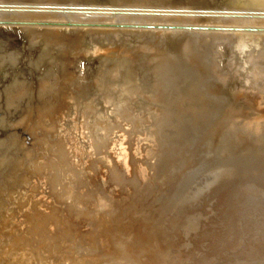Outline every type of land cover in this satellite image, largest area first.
<instances>
[{
	"label": "rangeland",
	"instance_id": "374dc122",
	"mask_svg": "<svg viewBox=\"0 0 264 264\" xmlns=\"http://www.w3.org/2000/svg\"><path fill=\"white\" fill-rule=\"evenodd\" d=\"M235 2L0 0V264H264V117L239 104L220 112L240 102L225 92L236 80L220 84L211 69L222 93H204L189 55L170 44L172 33L196 36L207 50L195 59L223 72L228 56L219 65L218 51H236L243 56L236 70L263 91L264 11L252 10L264 5L243 11ZM140 106L147 118L137 139L148 143V156L156 153L150 182L143 166L136 186L102 182L106 169L89 160V149L109 144L101 165L126 159L129 144L113 146L111 125L131 127ZM34 150L31 166L23 159ZM63 177L81 189L98 179L102 187L83 206L76 200L75 209L92 214L84 221L53 204L69 242L52 239L42 224L50 182Z\"/></svg>",
	"mask_w": 264,
	"mask_h": 264
},
{
	"label": "water",
	"instance_id": "95a60500",
	"mask_svg": "<svg viewBox=\"0 0 264 264\" xmlns=\"http://www.w3.org/2000/svg\"><path fill=\"white\" fill-rule=\"evenodd\" d=\"M218 55H219V59L217 60V63L219 65H221L222 63L226 61L227 56H228V60L226 61V67H223L224 72L219 71V68L216 67L218 65L215 64L216 68H214L215 70L214 69L213 70L215 72L216 77L218 76L216 80L219 81V83L221 84V83H224L222 80L225 77H233V79L236 80V83L234 85L233 84L229 85L228 83L227 84L229 87H231V89L235 93H238L237 95L241 99L240 102L246 106H249L255 109L258 108L260 110H264V90L263 91L260 90V88H258L257 85L254 86L250 82H248L247 84L246 79H245L246 76L244 75L245 76L244 77L243 75H241L240 72L236 70L235 68L236 62L239 64V61L241 60V63H242V60H243L242 55L237 54L236 51L232 53V51L230 52L228 50L227 51L221 50V52L218 51ZM225 92H228V89ZM185 94L186 93H184L183 96L189 97V93L187 95ZM231 96H233V94ZM138 111L139 113H137L135 117L131 119V122H130L131 127L126 126L124 128L123 126H121V124L117 122L112 123L111 125L112 126V136L111 137H115V139H113L111 142L113 143V146L117 148L119 147V144L121 145V143L124 146L129 144V154L127 155L126 159L121 160L120 164L116 165L114 163H111L110 161H107V164L105 163L101 165V163L103 162V157H105L107 154L106 151L112 152V150L110 149L105 151V148H108L109 144H107L104 147L100 145L99 146L100 148L95 149V150L93 148H90V149H93L94 153H98L95 155H100L99 158H95L92 151L88 148L91 154L93 155L92 157L89 158V160H93V162H96V161L100 162V164L96 162V164H98L97 168L104 167L106 169V173L108 177L106 176L105 179L102 180V182L109 181V183L111 184H117V185L127 184L130 186L131 185L136 186L135 184H138L140 183V181H142L138 174L139 169H142L140 166H143L145 168L143 169L144 176H146L145 181H147V183L150 182V179H151L150 178L151 177L150 166H153L154 164V156L156 155V153L148 156L147 155V152H148L147 144L148 143L141 138L139 140L137 139L138 135L136 134V130H139L144 127L145 120L147 118L146 116L147 111L142 109L141 106L139 107ZM141 113H142V116H140ZM46 129H48L47 131L49 132L48 135L50 134L49 135L50 138L48 139V141H50V139H53L51 132L54 128L49 129V126H47L46 128L43 127V131H46ZM38 154L39 153L36 150H34V152L32 151L29 155L24 157L23 160L26 161L28 165L32 166L33 161L34 159H37ZM138 156H140V159H143L142 163L140 161H137L138 159H136V157ZM83 165H86V163H84ZM156 169H159V168L156 167ZM78 172H79L78 175H80V178L84 179L83 177L86 173L80 170H78ZM78 181H76V179L71 178L70 180V179L63 177L60 180H58V183L50 182V184H52L50 186L53 187V190L50 193L48 192L49 193L48 197L50 199L49 198L47 199L50 202L46 203V206H48V208L41 209L42 216H43L42 224L44 225V228H45L43 232L46 233L48 236H50L52 239L54 236L57 235V237L61 239L60 242L62 241L69 242L70 236L72 233H69V232L67 233L66 229L63 232H60L61 225L65 224L66 220H64L65 218H62L61 221L59 220L56 222L57 217L59 215L57 214V210L55 209L53 204L59 205L60 208H62V212L64 213V215H66V217L70 216L71 219H74V220H78V219L81 220L82 218L84 221L87 218L91 217L92 214H89L86 207H83L80 210L75 209L74 204L76 203V200L78 203L81 204L82 200H85L87 196L92 195L93 192L101 194L102 187L100 186L99 179L95 183H91V184L88 182H85V185H83V186H86L85 189H81L82 186L79 183L80 181L79 182ZM90 187L94 188V191L91 190ZM81 206L83 205L81 204ZM93 211L94 210H91V213H94ZM71 219L70 221H72ZM35 226H37V223L33 225H25L23 229H20L14 234V236L12 237V239H14L13 242L18 239L29 237L33 229L36 228ZM56 231H58V233H55Z\"/></svg>",
	"mask_w": 264,
	"mask_h": 264
},
{
	"label": "bare ground",
	"instance_id": "6f19581e",
	"mask_svg": "<svg viewBox=\"0 0 264 264\" xmlns=\"http://www.w3.org/2000/svg\"><path fill=\"white\" fill-rule=\"evenodd\" d=\"M212 2V1H215V0H202V3H201V5L200 6H204V5H207V2ZM221 1V4L222 5H226V6H232V2H233V4H234V1H237V2H235V5L237 4V6H239V9L241 8V10H243V9H245V10H249V9H246V8H244L246 5H250L251 4V6L252 5H256L255 7L253 6V8H256L257 7V4H258V6L260 5L259 3H263V5H264V0H220ZM199 2V3H198ZM198 2H196L197 3V5H199L200 4V1H198ZM194 4H195V2H194ZM231 4V5H230ZM214 6V5H213ZM217 6V5H216ZM225 6V7H226ZM261 6V5H260ZM214 8V7H213ZM213 8H212V10H213ZM217 8V7H216ZM221 8H223L222 10H225L224 9V7H221ZM226 8H228V7H226ZM238 8V7H237ZM215 9V8H214ZM262 9V8H261ZM264 9V8H263ZM217 10V9H216ZM221 10V11H222ZM245 10H243V11H245ZM218 11H220V10H218ZM217 11V12H218ZM252 11H260V12H262V11H264V10H258V9H254V10H252ZM201 12V11H200ZM209 12V11H208ZM214 12V11H213ZM250 12V11H249ZM199 14H201V13H199ZM206 14V13H205ZM214 14V13H213ZM262 14V13H261ZM118 15V14H117ZM193 15V14H192ZM238 15V14H237ZM240 15V14H239ZM264 14H262V16H263ZM124 16H127V15H124ZM187 16V15H186ZM258 16H260V15H258ZM97 17V16H96ZM188 17V16H187ZM195 17V16H194ZM207 17V16H206ZM242 17V16H241ZM264 17V16H263ZM129 18V17H128ZM127 18V19H128ZM133 19H134V17H132ZM132 18H130V19H132ZM137 18V17H136ZM136 18H135V20H136ZM141 17L139 16V19H140ZM159 18V17H158ZM204 18V17H203ZM208 18V17H207ZM235 18V17H234ZM255 18V17H254ZM142 19V18H141ZM140 19V20H141ZM145 20H146V18H144ZM199 19V18H198ZM48 20V19H47ZM139 20V21H140ZM196 20H197V17H196ZM195 20V22L197 23V21ZM45 21V20H44ZM67 21H68V19H67ZM66 21V22H67ZM76 21V20H75ZM125 21V20H124ZM205 21H206V19H205ZM69 22V21H68ZM72 22V21H71ZM74 22V21H73ZM136 22H138V21H136ZM193 22V21H192ZM202 22V21H201ZM204 22V21H203ZM202 22V23H203ZM210 22V21H209ZM208 22V23H209ZM48 23V22H47ZM123 23V22H122ZM125 23V22H124ZM196 23L194 24V25H196ZM201 23V24H202ZM207 23V24H208ZM217 23H218V21H217ZM216 23V24H217ZM45 24V23H44ZM65 24V23H64ZM128 24V23H127ZM141 24V23H140ZM190 24H192V23H190ZM189 24V25H190ZM201 24H197V25H201ZM206 24V25H207ZM211 24V26H212V23H210ZM210 24H209V27H211L210 26ZM46 25V24H45ZM45 25H44V27H45ZM52 25L53 24H51V26H50V28L52 27ZM76 25V24H75ZM74 25V26H75ZM181 25V24H180ZM182 25H184V24H182ZM187 25H188V23H187ZM196 25V26H197ZM203 25V24H202ZM201 25V26H202ZM204 25H205V23H204ZM213 25H215L214 23H213ZM70 26V25H69ZM72 26V25H71ZM73 26V27H74ZM131 26V25H130ZM179 26V25H178ZM184 26H186V25H184ZM191 26V25H190ZM189 26V27H190ZM193 26V25H192ZM218 26V25H217ZM216 26V28H218ZM242 26V25H241ZM240 26V27H241ZM246 25H244V27H245ZM46 27H47V25H46ZM129 27V26H128ZM180 27H182V26H180ZM197 27H199V26H197ZM253 27V26H252ZM261 27V26H260ZM259 27V28H260ZM125 28H127V27H125ZM130 28H132V27H130ZM178 28V27H177ZM188 28V27H187ZM191 28H193V27H191ZM190 28V30H192ZM200 28V27H199ZM208 28V27H207ZM214 28V27H213ZM245 28H247V27H245ZM254 28H255V26H254ZM263 28V27H262ZM127 29H129V28H127ZM257 29V28H256ZM50 30H52V29H50ZM73 30V29H72ZM124 30V29H123ZM175 30V29H174ZM178 30V29H177ZM181 31L183 30V29H180ZM184 30H186V29H184ZM200 30H202V29H200ZM204 30V29H203ZM205 30H207V29H205ZM216 30V29H215ZM220 30V29H219ZM261 30V29H260ZM263 30V29H262ZM55 31V30H54ZM53 31V32H54ZM64 31V30H63ZM179 31V30H178ZM187 31V30H186ZM185 31V32H186ZM207 31H209V30H207ZM210 31H212V29L210 30ZM214 31V30H213ZM217 31V30H216ZM221 31V30H220ZM47 32V31H46ZM51 32V31H50ZM49 32V33H50ZM129 32V31H128ZM175 32V31H174ZM189 32H191V31H189ZM189 32H186V33H189ZM193 32V31H192ZM198 32V31H197ZM263 32V31H262ZM61 33V32H60ZM122 33V32H121ZM127 33V32H126ZM59 34V33H58ZM123 34H124V31H123ZM185 34V33H184ZM139 35V34H138ZM186 35H189V34H186ZM191 35H192V33H191ZM5 36V35H4ZM4 36H1L0 37V40L4 37ZM119 36H121V35H119ZM172 36H173V39L170 41V44H171V46H173L174 48H177L178 50H180V51H182V52H185L186 51V53L189 55V58H190V60H191V64H192V67H193V72L195 73V76H196V79H197V82H198V84H199V86H200V88H201V90L204 92V93H222V90L220 89V87H218L217 86V84L216 83H214V84H212L211 82L213 81L212 79H210L211 77L210 76H212V78L214 77L215 78V75L214 74H212L211 73V69H214L215 68V63H214V61H208V60H196L195 58L196 57H194L195 56V54H199L201 51H203V52H205L206 50H207V45L205 44V42H203L202 40H196L195 39V37L196 36H187V37H184V36H182V35H180V34H178V33H172ZM136 37V36H135ZM138 37V36H137ZM140 38V37H139ZM61 39V37L60 36H56V37H54V38H52L51 40L53 41V43L55 44V45H57V46H60L61 44H62V41L60 40ZM216 39V38H215ZM214 40V39H213ZM3 41V40H2ZM145 41V40H144ZM144 41H142L141 43H143ZM159 44H161V42L159 43ZM62 47V46H61ZM69 47H70V45H69ZM250 48H248V49H246L245 50V52H244V56H245V54L247 55V54H249V50L251 49V45L249 46ZM68 49V48H67ZM228 50V49H227ZM221 52V51H220ZM137 55H141V53L139 52ZM243 57V56H242ZM243 64V63H242ZM247 64V63H246ZM246 66V65H245ZM249 66V65H248ZM248 66H246V68L248 67ZM250 68H251V66H249ZM215 70V69H214ZM248 71H250V69L248 68ZM240 72V71H239ZM241 74V73H240ZM244 74H246V72L245 73H243L242 72V74L241 75H243L244 76ZM223 82H226V79H223L222 80ZM226 84H227V82H226ZM143 85V84H142ZM217 87H216V86ZM220 86V85H219ZM227 89H228V92H226V93H235L232 89H231V87H229L228 86V84H227ZM227 91V90H226ZM231 97H233V96H231ZM240 99V98H239ZM233 100L231 99L230 101H228L225 105H223V108L221 109V110H219L220 112L223 110V109H231V108H233V107H235L236 105H238L239 104V106H240V109H242V110H248V111H253L252 110V108L251 107H249V106H246V105H244V104H242L241 102H239V101H236V102H232ZM240 101H241V99H240ZM257 114H260V115H262L263 117H264V110H258V113ZM6 131V130H5ZM5 133V135L7 134V132H4ZM236 133L237 134H241L240 132H238V131H236ZM28 140H29V138H28ZM46 192V191H45ZM250 193V192H249ZM249 193H246V194H249ZM260 193V192H259ZM254 194V193H253ZM258 194V193H257ZM257 194H255V195H257ZM46 195H47V198H49L48 196V194H47V192H46ZM251 195V194H250ZM254 195V196H255ZM259 196H260V194H258ZM261 195H263L262 193H261ZM246 196V195H245ZM250 198V197H249ZM257 198H258V196H257ZM50 199V198H49ZM246 199V198H245ZM259 199V198H258ZM262 199V198H261ZM248 200V199H247ZM256 200V199H255ZM251 201V200H250ZM264 201V200H263ZM244 202V201H243ZM253 202V201H252ZM254 202H256V201H254ZM259 203V202H258ZM257 203V204H258ZM241 204V203H240ZM246 204V203H245ZM256 204V203H255ZM256 204V205H257ZM238 205H239V203H238ZM252 206V205H251ZM257 206H260V205H257ZM263 208H264V206H262ZM261 208V207H260ZM262 209V208H261ZM234 210V209H233ZM245 210V209H244ZM254 210H256V209H254ZM263 210V209H262ZM236 211V210H235ZM248 211H250L249 209L247 210V212L246 213H248ZM258 212V211H257ZM259 212H260V210H259ZM235 214V213H234ZM237 214V213H236ZM260 214H261V212H260ZM260 214H258V216L260 215ZM253 215H254V212H253ZM255 215H256V213H255ZM257 216V215H256ZM261 216V215H260ZM235 217V216H234ZM233 217V218H234ZM251 217V216H250ZM258 217H256L255 219H257ZM263 218V217H262ZM236 219V218H235ZM234 219V220H235ZM252 219V221H253V217L251 218ZM250 219V220H251ZM259 219H260V217H259ZM258 219V220H259ZM262 220H264V219H262ZM235 222V221H234ZM254 222H256V221H254ZM262 222V221H261ZM257 223H259V221L258 222H256V224ZM236 224V223H235ZM248 224V223H247ZM250 224V223H249ZM254 224V223H253ZM239 226L241 225L240 223L238 224ZM245 225V224H244ZM255 225V224H254ZM254 225H252L253 227H254ZM262 225V224H261ZM251 226V225H250ZM259 226V225H258ZM247 227H249V226H247ZM256 227H257V225H256ZM260 227V226H259ZM244 228V227H243ZM245 228H246V226H245ZM261 230H262V228H261ZM262 232V231H261ZM257 251V250H256ZM221 257V256H220ZM208 258V257H207ZM214 258V257H213ZM210 259V258H209ZM223 259V258H222ZM215 260V259H214ZM229 260V259H228ZM254 260V259H253ZM216 261H218V259L216 260ZM207 262V261H206ZM223 262V261H222ZM229 262V261H228ZM263 262V261H262ZM217 263V262H216ZM202 264V263H201ZM203 264H205L204 262H203ZM208 264H210V263H208ZM215 264V263H214ZM218 264V263H217ZM226 264V263H225ZM234 264V263H233Z\"/></svg>",
	"mask_w": 264,
	"mask_h": 264
}]
</instances>
